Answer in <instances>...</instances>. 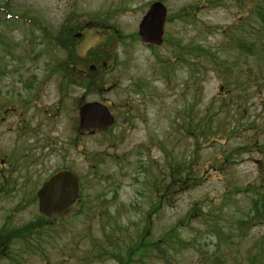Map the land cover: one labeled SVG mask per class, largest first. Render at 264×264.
<instances>
[{
  "label": "rangeland",
  "instance_id": "rangeland-1",
  "mask_svg": "<svg viewBox=\"0 0 264 264\" xmlns=\"http://www.w3.org/2000/svg\"><path fill=\"white\" fill-rule=\"evenodd\" d=\"M155 1L0 0V228L39 219L34 196L52 172L69 169L83 186L82 202L59 222L25 242L0 239L8 246L0 264H116L112 255L139 245L143 228L144 243L157 244L130 264H264V220L242 222L264 192V62L235 46L260 37L264 25L249 10H264V0H163L173 19L156 48L136 40ZM111 32L117 39L109 41ZM55 36L64 39L55 45ZM72 39L77 54L69 55ZM104 58V72L93 75L100 92L57 69L69 63L83 79ZM87 102L108 106L110 129L77 135ZM187 124L198 125L192 138ZM219 126L222 140L201 139L200 129L208 136ZM191 156L200 185L152 215L160 194L153 185Z\"/></svg>",
  "mask_w": 264,
  "mask_h": 264
},
{
  "label": "trees",
  "instance_id": "trees-1",
  "mask_svg": "<svg viewBox=\"0 0 264 264\" xmlns=\"http://www.w3.org/2000/svg\"><path fill=\"white\" fill-rule=\"evenodd\" d=\"M161 2L163 0H160ZM164 2V1H163ZM194 7V8H193ZM196 9V6H191L189 7L186 11H184L183 13H181V16H189L191 14L194 13ZM249 11H253V12H257V16L258 19L260 20L261 24L264 25V10L262 8V6L260 4L254 5L250 7ZM173 19V16L171 14H169L167 16V23L171 22ZM82 28V27H80ZM98 28H102L100 26L97 27ZM260 37L257 38L256 40L252 41L250 44L246 43L243 39L239 38V41L235 44L237 49H241L242 51H245V53H247L250 56H254V55H259V54H255V50L256 52L260 53V62H264V54H262L261 52V47L263 46L264 43V30L263 27L260 26V28L258 29ZM110 32V30H108ZM106 33V29L103 28V31L101 33V35H105ZM109 38L111 40L117 39V34L115 32H111V34L109 35ZM64 38L62 37V39L58 38V36H55L52 39H49L50 42H54L55 45L62 42ZM137 40V37H136ZM77 41L78 39H72L70 40L66 46L68 48V54L69 55H74L77 54L76 53V45H77ZM72 47L74 49V51L72 50ZM112 45H105L104 48H108L106 52L107 57L111 56L112 53V49H111ZM111 49V50H110ZM195 50H197V48H195ZM186 55L191 56L190 54V47L186 48ZM198 51V50H197ZM201 52V51H200ZM262 54V56H261ZM114 55V54H113ZM197 56H200L199 54H197ZM104 57V55H103ZM188 63H191L192 60L188 59L187 60ZM103 63L107 64L106 62V58L103 59L102 61V65L99 66L97 68L96 71H87L83 77V79L79 78L76 76V72L77 69L70 67L69 63H66L64 70L63 68L60 66L57 69L60 72L64 73L65 77H68V81L72 82L75 86H79L83 89H85L86 91H90V90H95L97 92H100V89H102L101 87H99L97 84L96 86L93 85L94 83H97V81L99 80V78L93 77L94 74L99 75L101 73L104 72L105 67L103 66ZM198 60L196 59V63H195V67L197 66ZM194 66V65H193ZM83 71H81L82 73ZM168 79H170L169 75H167ZM82 80L85 82L84 84L81 83ZM171 81V80H170ZM103 84V83H102ZM145 85L141 84V85H136V88L141 89L142 90V86ZM128 86H130V84H128ZM65 88H60V91L63 92ZM194 127L197 129L198 125L196 124L195 126H193L192 124H187L186 126V133H188L189 137L192 138L194 133ZM213 129H217L214 130V132L211 130V128L209 129V134L207 135V131L208 130H203L200 129V137L201 139H208L209 136H211V138L215 139L217 137H220V140H222L223 134L225 132V128L224 126L221 128L220 126L217 128H213ZM224 129V130H223ZM196 131V130H195ZM92 134V133H90ZM221 153V151H220ZM3 158V157H2ZM194 158L193 156H191L190 158H188V160L185 162H178V163H173L172 165H170L168 168H166L163 171V175L161 177L160 180H158L156 182V184L153 185L154 189L156 190L157 193H160L159 196L157 197L155 203H154V208L152 212V215L158 214V211L160 210V208H162V204L163 205H168V203L170 202V200L173 198V195L182 190V189H188L191 187H196L199 186L201 181H202V175H196V173H193V167H196V164L194 163ZM91 161H93L94 163H98L99 161H103V156L100 155H95L92 157ZM8 164L10 166L12 165V162ZM193 173V174H192ZM197 173H199V171H197ZM80 180V179H79ZM259 189L257 190V197L253 199L252 201V205H251V213L249 215V217L247 218V220H243L242 222L244 224H254L255 222H259L264 220V192L263 193H259ZM83 199V186L80 183V189H79V198L78 201L75 203V205L73 207H71L67 213H70V211L72 209H74V207L79 206L80 203L82 202ZM155 212V213H154ZM103 213L108 214V210L107 208L104 209ZM67 214H65L66 216ZM71 215V214H70ZM189 216V215H188ZM62 219L61 217L58 218H52L50 220L45 219L43 217H39V219L37 221H32L29 222L27 224L21 225L19 227H8L5 228L4 226H2L0 228V239H2L3 237H7V242L10 241H14V240H21L23 242H25L24 240L29 239V237H31L33 234H35V232L41 228L42 226L46 225V222L48 221L49 223L51 222L52 225L59 222ZM144 219L149 220L150 219V214L145 216ZM243 229H247V227H241ZM176 227L172 228L170 232H172L173 230H175ZM147 235V231L144 230V228L142 229V231L139 234V245H135L133 244L131 247L128 248L127 253L125 254L126 256H120V255H112V259H114L116 261V264H130L133 261V258H139L140 256H142L144 254L145 251H147V247H153L157 244L156 241H152V242H148V243H144L145 241V237ZM7 250H8V246L6 244V242H0V258H8L6 255L7 254ZM141 254H137L140 253ZM262 253H264V250H262ZM101 252L99 254H97L98 256H100ZM262 255L261 253L258 254V256ZM255 261V257L252 258V262Z\"/></svg>",
  "mask_w": 264,
  "mask_h": 264
},
{
  "label": "water",
  "instance_id": "water-1",
  "mask_svg": "<svg viewBox=\"0 0 264 264\" xmlns=\"http://www.w3.org/2000/svg\"><path fill=\"white\" fill-rule=\"evenodd\" d=\"M166 8L160 2L152 3L141 18L138 35L142 43L159 46L163 40ZM78 132L106 129L113 117L106 106L92 102L79 109ZM78 180L71 171L55 173L45 181L36 193L38 212L45 217L62 215L76 200Z\"/></svg>",
  "mask_w": 264,
  "mask_h": 264
}]
</instances>
